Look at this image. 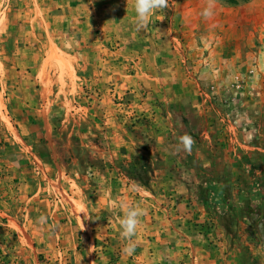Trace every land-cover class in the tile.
Returning a JSON list of instances; mask_svg holds the SVG:
<instances>
[{
    "label": "rangeland",
    "instance_id": "rangeland-1",
    "mask_svg": "<svg viewBox=\"0 0 264 264\" xmlns=\"http://www.w3.org/2000/svg\"><path fill=\"white\" fill-rule=\"evenodd\" d=\"M168 5L0 0V264L264 261V0Z\"/></svg>",
    "mask_w": 264,
    "mask_h": 264
},
{
    "label": "clouds",
    "instance_id": "clouds-1",
    "mask_svg": "<svg viewBox=\"0 0 264 264\" xmlns=\"http://www.w3.org/2000/svg\"><path fill=\"white\" fill-rule=\"evenodd\" d=\"M213 0H209V6L204 10V15H212ZM168 0H134V10L136 13L135 26L136 30L140 31L147 27L150 17L158 10L168 8ZM194 141L193 138L185 133L180 136L177 144V151L190 152ZM145 214V209L135 206H123V216L119 219V226L122 229L121 236L128 240L129 243L125 246L124 251L131 253L135 244L131 242V238L135 235L137 227L140 223V217ZM41 219H43L41 217ZM83 230V228H82Z\"/></svg>",
    "mask_w": 264,
    "mask_h": 264
},
{
    "label": "trees",
    "instance_id": "trees-1",
    "mask_svg": "<svg viewBox=\"0 0 264 264\" xmlns=\"http://www.w3.org/2000/svg\"><path fill=\"white\" fill-rule=\"evenodd\" d=\"M229 1H232V0H229ZM153 173V168L151 166L150 163L148 162H142L140 163V166L139 168L135 169L134 172H133V175L135 177V180L137 182H139L141 185H143L144 187H148L149 183H150V175ZM227 191V190H226ZM203 195L201 196L202 199H206L208 198L207 197V194L205 192L202 193ZM264 198V196H263ZM228 199H231V195L228 194V192L225 194L224 196V201L225 200H228ZM246 210H247V213H252V214H255L258 216V222L257 224H263L264 225V204L256 208H251L250 206L246 207ZM224 216V215H223ZM240 216H243V213L242 214H239V216H234V222L237 221V219L240 217ZM231 225L229 224H225L224 225V228L226 230H228L230 228Z\"/></svg>",
    "mask_w": 264,
    "mask_h": 264
},
{
    "label": "crops",
    "instance_id": "crops-1",
    "mask_svg": "<svg viewBox=\"0 0 264 264\" xmlns=\"http://www.w3.org/2000/svg\"><path fill=\"white\" fill-rule=\"evenodd\" d=\"M77 76V75H76ZM248 207V206H247ZM243 219H245L246 218V216H243L242 217ZM255 222H258V217L257 218H255ZM260 226H261V228H262V230L261 231H263L264 232V225L263 224H260ZM247 245V244H246ZM242 249H244V250H246V251H249L250 249L252 250V253L254 254V255H260V249H258V248H256V247H252V246H250V245H247L245 248L243 247ZM243 250V251H244ZM248 253V252H247ZM225 264H228V263H225ZM261 264H264V261L261 263Z\"/></svg>",
    "mask_w": 264,
    "mask_h": 264
}]
</instances>
